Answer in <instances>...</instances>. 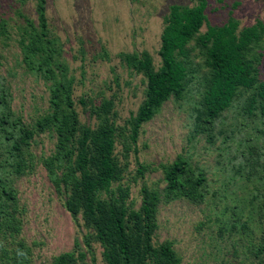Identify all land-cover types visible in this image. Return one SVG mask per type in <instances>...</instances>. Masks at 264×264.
Here are the masks:
<instances>
[{
  "label": "rangeland",
  "instance_id": "obj_1",
  "mask_svg": "<svg viewBox=\"0 0 264 264\" xmlns=\"http://www.w3.org/2000/svg\"><path fill=\"white\" fill-rule=\"evenodd\" d=\"M205 2L207 23H224L232 1ZM196 3L45 0V18L50 37L60 45L59 60L73 78L71 100L78 123L94 130L98 121L89 106L103 101L112 103L109 122L116 126V134L121 132L114 137L112 151L120 179L110 188H126L125 202L136 210L142 183L160 193L165 186L159 165H169L181 157L194 174L200 172L204 178L202 200L177 198L157 204L152 245L169 241L180 264H264V113L257 105L255 91L240 90L231 107L205 128L200 122V96L206 70L198 48L190 42L186 46L188 73L182 95L169 97L140 125L134 144L125 139L126 122L143 99L145 80L127 68L119 54L145 52L156 70L160 65L157 51L162 18L168 7H191ZM263 7L261 1L242 0L231 16L238 28L247 27L262 19ZM19 14L36 24L33 0H0V23L5 24V34H0L4 101L10 120L34 131L27 146H22L24 169L19 174L9 173L7 183L19 220L16 238L30 247V264H49L60 253L77 251L74 241L80 242L84 229L79 217L74 221L64 210L62 195L55 191L42 166L41 161L53 153L55 146L54 133L34 130L35 122L49 113V83L36 79L23 67L18 46L23 21ZM204 31L203 24L199 33ZM256 46L250 56L259 54L254 62L256 78L264 82V39ZM250 96L256 102L247 112ZM79 100L85 103L84 107ZM16 125L12 134H16ZM10 129L5 126L10 132L14 127ZM124 143H128L125 149ZM9 147L10 141L0 135V154ZM4 157L7 155L1 159ZM135 162L146 167L142 177L136 175ZM262 244V252L257 253ZM91 251L94 264H103L96 242H91ZM83 264H89L88 257Z\"/></svg>",
  "mask_w": 264,
  "mask_h": 264
},
{
  "label": "trees",
  "instance_id": "obj_2",
  "mask_svg": "<svg viewBox=\"0 0 264 264\" xmlns=\"http://www.w3.org/2000/svg\"><path fill=\"white\" fill-rule=\"evenodd\" d=\"M196 1L191 7L175 4L168 7L162 18L157 51L160 65L156 70L145 52L119 54L126 67L145 80L143 99L126 122L125 139L129 144L135 143L140 125L147 122L163 102L182 95L188 73L186 46L190 42L198 48L206 70L200 96V122L205 128L231 107L240 90L255 91L257 105L264 113V82L257 81L254 66L259 54L250 56L251 49L264 39V7L262 19L238 28L231 11L242 0H231V10L221 25H209L204 15L205 0ZM254 1L264 5V0ZM33 2L36 24L19 14L23 25L18 31V46L25 71L49 83V113L35 122L34 130L54 133L55 146L53 153L41 162L55 191L62 195L64 210L74 221L79 217L84 229L80 242L74 241L77 251L60 253L52 257L49 264H83L86 257L89 264H94L91 242L99 245L103 264H180V257L169 241L156 246L151 243L156 229V206L161 200H202V174H194L181 157L169 165H159L165 186L160 193L155 187L142 183L136 210L125 202L126 188H110L111 183L120 179L112 151L114 137L121 132L116 134V126L109 122L113 115L112 103L103 101L98 106H89V112L98 121L94 130L78 123L71 100L73 78L59 60V43L49 35L45 0ZM203 24L205 31L199 33ZM0 34H5L3 22L0 23ZM5 93V88L0 85V135L3 140L10 141V147L2 154L7 157L1 159L0 154V264H30V247L16 238L19 220L7 176L19 174L24 169L26 160L22 156V146H27L34 131L10 120ZM256 98L250 96L247 112L253 108ZM79 104L85 106L82 100ZM15 125L18 129L12 134ZM5 126L14 129L10 132ZM127 144H123L124 149ZM144 171L146 167L137 163L136 175L142 177ZM262 250L263 244L257 253Z\"/></svg>",
  "mask_w": 264,
  "mask_h": 264
}]
</instances>
